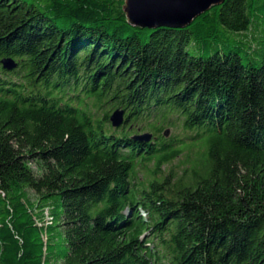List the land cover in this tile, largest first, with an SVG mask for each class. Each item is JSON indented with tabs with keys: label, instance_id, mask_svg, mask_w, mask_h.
Segmentation results:
<instances>
[{
	"label": "trees",
	"instance_id": "16d2710c",
	"mask_svg": "<svg viewBox=\"0 0 264 264\" xmlns=\"http://www.w3.org/2000/svg\"><path fill=\"white\" fill-rule=\"evenodd\" d=\"M124 5L0 0V264H264V0Z\"/></svg>",
	"mask_w": 264,
	"mask_h": 264
},
{
	"label": "water",
	"instance_id": "95a60500",
	"mask_svg": "<svg viewBox=\"0 0 264 264\" xmlns=\"http://www.w3.org/2000/svg\"><path fill=\"white\" fill-rule=\"evenodd\" d=\"M226 0H125L124 12L131 26L139 28L156 29L167 27L183 29L190 26L198 17L220 6ZM2 65L13 70L17 67L11 59L1 61ZM114 128H119L124 123V111L116 110L111 116ZM170 130L166 132L169 137ZM152 135L145 133L135 136V140L149 141Z\"/></svg>",
	"mask_w": 264,
	"mask_h": 264
},
{
	"label": "rangeland",
	"instance_id": "374dc122",
	"mask_svg": "<svg viewBox=\"0 0 264 264\" xmlns=\"http://www.w3.org/2000/svg\"><path fill=\"white\" fill-rule=\"evenodd\" d=\"M113 115V113L111 114V116ZM110 122H111V118H110ZM112 124V123H111ZM182 132V130L180 129V128H170V136L169 137H171V136H174L175 134H180ZM145 134V132L144 133H137L135 136H141V135H144ZM182 161H183V159H181V160H177L173 165H171V168H174L175 169V171L176 172H180V174L182 173L181 171L183 170V166L181 165L182 164ZM169 168V167H168ZM168 168H166L165 170L167 171V169ZM143 175H145L146 176V173L145 172H143Z\"/></svg>",
	"mask_w": 264,
	"mask_h": 264
}]
</instances>
